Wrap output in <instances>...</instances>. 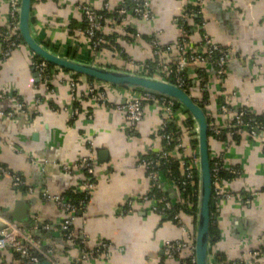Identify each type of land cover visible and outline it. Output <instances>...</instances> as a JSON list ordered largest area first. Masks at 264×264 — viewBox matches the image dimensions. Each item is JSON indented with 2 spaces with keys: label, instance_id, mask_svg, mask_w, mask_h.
Masks as SVG:
<instances>
[{
  "label": "crops",
  "instance_id": "crops-1",
  "mask_svg": "<svg viewBox=\"0 0 264 264\" xmlns=\"http://www.w3.org/2000/svg\"><path fill=\"white\" fill-rule=\"evenodd\" d=\"M199 2L149 0V17H127L128 28L133 27L139 35L125 33L111 16L102 31L115 35L125 56L107 47L94 55L103 66L116 63V69L133 71L146 62L156 64L160 60L158 47L159 71L168 72L181 57L180 21L186 14V24L193 27L186 35L190 50L203 51V37L207 35L229 51L224 75L219 76L212 64H198L190 66L189 77L197 86V95H207L211 129H223L220 136L212 130L211 155L220 157L227 168L239 171L226 172L223 180V188L232 197L213 198L212 228H216L218 236L212 242L211 232V257L233 264H253L252 251L264 248V132L252 134L249 126L228 125L240 112L264 115V0ZM131 4L132 0H33L32 32L51 51L57 47L58 54L68 57L67 53L77 50L78 54L88 55L89 38L82 28L73 30L75 24L85 20L83 6L90 5L95 11L107 6L110 13L116 14L119 8ZM9 10V1L0 0V29L7 24ZM194 15H199L200 24L194 21ZM1 51L0 42V107L12 110L23 103L25 111L13 118H0V164L20 174L26 184L18 187L10 176L0 175V215L53 244L67 264H188L186 250L179 258H169L166 252L168 241L185 237L182 225L152 211L150 202L140 198L130 212L126 208L129 198L144 197L153 190L149 169L141 163L165 148L163 107L145 101L143 119L132 126L125 112L116 107L128 96L124 87H102L108 102L101 104L88 94L89 77L75 78L62 68L45 82L29 47L16 49L6 59ZM73 79L80 98L77 115L72 114ZM59 105L71 109L56 111L54 107ZM91 151L97 154V167L93 175H88L75 166ZM166 181L165 195L174 202L181 201L180 189L173 181ZM89 182L94 184L92 189L87 188ZM76 190L86 196L85 207L77 213L74 224L78 241L82 237L85 241L67 246L61 229L65 211L43 193L67 196ZM181 217L195 234L198 216L181 213ZM2 226L0 220V229ZM101 241L110 244L106 257L84 255ZM0 264H26V259L12 249H0Z\"/></svg>",
  "mask_w": 264,
  "mask_h": 264
},
{
  "label": "built area",
  "instance_id": "built-area-1",
  "mask_svg": "<svg viewBox=\"0 0 264 264\" xmlns=\"http://www.w3.org/2000/svg\"><path fill=\"white\" fill-rule=\"evenodd\" d=\"M10 4V10L8 15V21L4 29H0V42L2 44L1 56L3 58L10 57L13 52L21 47L27 46L24 42L20 27H19V17H20V7L22 0H8ZM202 0H200L201 2ZM132 6L125 7L122 6L116 11V19H119V24L123 31L127 34L128 31V21L127 17L129 14L142 15L144 17H149L151 12L149 10V0H132ZM199 2V3H200ZM108 7L105 6L104 10H107ZM102 10V11H104ZM83 11L85 13V18L87 20V27L82 29V32L89 38L90 40V48L95 53L100 52V50L106 48L109 44H111V39H108L106 34L98 35L99 31H102L104 25L103 14L101 11H95L90 5H84ZM187 14L182 17L180 24L183 33V38L179 42V48L181 51V57L177 60L175 68L171 69L170 72L174 73L176 84L183 87L186 84V80L183 77V72L190 64H212L215 66L217 70V74L219 76L224 75L225 68L229 56V51L217 43H214L211 38L207 35L203 37L204 50L198 51H189V40L187 38V30L185 29V25L187 23ZM115 19V18H114ZM103 32V31H102ZM135 35H139L134 33ZM154 45H158L156 39H153ZM28 47V46H27ZM157 47L156 54L159 55L160 60L156 62V64L151 63H143L141 68L138 66L137 69H134V72H138L141 74H145L144 71L155 72L159 71L161 68V51ZM35 55V52H33ZM41 79L45 82H48L52 75L55 73V70L62 69L59 66L50 67L48 61L43 60L36 65ZM137 70V71H136ZM147 75V74H146ZM113 84L98 81L92 79L89 85L88 94L92 97L96 102L101 104H106L108 102L107 92L102 87L104 86H112ZM71 86L73 89V101L75 103L74 108H72V114L77 115L80 112L78 105L76 103L79 102L80 98L78 94L75 92L77 89V81L74 79L71 82ZM126 89L128 96L126 97L124 103L118 104L116 107L119 110L125 112L126 118L129 120L132 126L137 125L144 117L145 113V100H150L159 104L163 107L164 112V123L165 125L174 118L175 115V100L172 98H168L165 96H159L155 93L151 92H138L137 90H133L131 88ZM56 111L61 110H70L71 107L67 105H59L58 107H54ZM225 111H229L228 107L223 106ZM25 106L23 103H19L16 109L12 110H4L0 107V118L2 117H15L17 114L24 112ZM245 113L240 112L235 116V120L228 125V127L233 128L236 126H249L250 132L252 134H257L259 131L264 132V124L262 122H255L254 124H250L248 121L244 119ZM212 130L215 135L220 136L222 134L221 126H213ZM194 132L196 134V145L187 151L186 146L184 145L183 139L181 136L173 137L171 133L163 134L164 139L167 141V144H171L173 141L175 142L174 150L168 151L165 148L161 150L156 157L146 158L142 161L141 165L149 169V177L153 183L152 191H165L164 188V180L168 176V174L160 172L157 167H159L163 163H167L174 159V152L179 151V149H183L187 151L186 155L181 158V163L183 166V171L185 174V180H183L180 184L176 181L173 183L180 189L185 190V187L189 183H193L196 178V172H199V180H200V154H199V144H198V126L196 124L194 128ZM77 169L82 170L88 175H93L95 173L97 167V154L95 151H91L89 154L84 155L75 166ZM65 169L70 171L71 167L65 166ZM213 170V198L214 199H230L232 194L223 188V180L224 177L223 172H228L230 174H238V170L233 168H227L223 160L219 157L216 158L214 163L212 164ZM169 173L170 170H168ZM0 175L10 176L13 180L14 185L18 187H24L26 182L24 178L4 165L0 164ZM94 184L92 182L87 183V188L92 189ZM28 191H33V188H29ZM43 196L46 199L53 200L56 204H58L64 211L65 217L61 223V229L64 232V235L69 241L78 240V236L74 224L75 219L77 217V213L84 209L85 206L77 205L73 203L67 196L65 195H54L51 196L49 193H43ZM138 198L143 199L145 202H150L151 210L157 212L161 215H167L166 212L173 208V201L167 195L161 193L157 198L151 197L150 193L145 195L144 197H131L127 200V211H131L133 205L138 201ZM0 220L3 222V226L0 229V249H12L14 252L21 253L26 259V264H36L42 259L48 260L51 264H67L64 263L61 258L55 252L53 244L44 242L40 238H38L32 230H27L21 227L18 223L14 222L11 219L4 218L0 215ZM173 220L183 226V230L186 233L185 237L182 240L178 241H168L166 243V252L169 258L181 257L185 250L188 253L189 263L188 264H196V251H195V234H191L188 230L187 226L184 225V222L181 217V213H176L173 216ZM45 229H49V225L44 226ZM85 239L82 237L80 241L77 243H84ZM110 249V244L107 241H101L97 247L91 251L85 252L86 257L99 259L102 257H106L108 255V251ZM253 264H264V249L259 248L252 251ZM210 264H233L227 260H215L214 258H210Z\"/></svg>",
  "mask_w": 264,
  "mask_h": 264
},
{
  "label": "water",
  "instance_id": "water-1",
  "mask_svg": "<svg viewBox=\"0 0 264 264\" xmlns=\"http://www.w3.org/2000/svg\"><path fill=\"white\" fill-rule=\"evenodd\" d=\"M32 5L33 0L21 1L19 27L24 42L36 55L63 69L98 81L172 98L186 107L194 116L198 126L200 154L198 224L195 233L196 264H210L213 170L209 146L210 121L204 108L185 88L171 81L134 71L110 68L97 63L83 62L51 51L38 42L32 32ZM36 264H51V262L42 259Z\"/></svg>",
  "mask_w": 264,
  "mask_h": 264
},
{
  "label": "trees",
  "instance_id": "trees-1",
  "mask_svg": "<svg viewBox=\"0 0 264 264\" xmlns=\"http://www.w3.org/2000/svg\"><path fill=\"white\" fill-rule=\"evenodd\" d=\"M132 4H133V2H132ZM132 4H131V6H132ZM101 12L104 16L103 21H102L103 25L106 24V21H107L106 19L110 18L111 16L116 19L115 13L112 14L108 10H104ZM193 19L195 22H197V24L198 23L200 24L199 15H194ZM116 21L119 22V19L118 20L116 19ZM87 24L88 23H87V20L85 18V20L81 24H75L73 27V30H76L77 27H80L82 29L86 28L88 26ZM185 29L190 33V31L193 29V27H190L189 24L188 25L186 24ZM128 31L130 33H135L136 29H134L133 27H130V29H128ZM97 34L103 35L104 32L99 31ZM106 37L108 39L112 40L111 44H109L106 49L112 50L115 52H119L121 56H125L124 52L121 53L122 46L119 45V43H116V41H115L116 40L114 38L115 35L114 36H108L107 35ZM189 51H192V50H190V47H189ZM53 52L58 53L57 47L53 48ZM94 54H95V52L93 51V49L91 50V48H90L88 55L87 54L86 55L78 54L77 50H76V53H75V51H72V53L71 52L67 53V56L74 58V59H77L79 61H83V62H92V63L104 65L103 62L101 63L100 61H98L96 59V56ZM33 58L35 60L36 65L44 60L43 58H41L40 56H38L36 54L33 55ZM48 63H49L50 67H56L57 66V65L52 64L50 62H48ZM118 65L119 64H116V63L105 64V66L110 67V68H118ZM196 65L197 64L188 65V67L182 73L183 77L186 80V84L183 86V88H185L195 98V100L204 108V110L207 111V105H206L207 104V95H206V93H203V95H197V86L196 87L194 86L193 79H190V77H189L190 66L195 67ZM172 67L175 68V65H173ZM64 70H66L67 72H71L75 78H79L80 76H83L82 74H79V73H76L73 71H69L67 69H64ZM144 72H145V74L150 75V76H154V77H160L161 78V76H162L165 80L176 83V79H175L173 72L172 73L170 71H168L170 73H168L166 71L165 72H163V71L162 72L161 71H155V72L144 71ZM89 79L92 80V78H89ZM201 86L204 88V86H205L204 83H201ZM159 96H161V95H159ZM145 101L153 102L150 100H145ZM244 119L246 121H248L250 124H254L255 122H262L264 124V115H256V114L254 115L251 111H245ZM234 120H235V118L233 120H231V122ZM195 126H196V120H195L194 116L186 109V107L181 105L179 102H175L174 118L165 125V127L162 130V134L171 133L173 135V137L181 136L183 139L184 145L188 147V148L186 147L187 151H188L196 145V138H195L196 134L194 132ZM240 127H243V126L241 125ZM212 137H213V132H212V129L210 127V129H209V140ZM174 147H175L174 141L171 144H167V141L165 140V149L166 150L172 151V150H174ZM187 151H184L183 149H179V151L176 152L177 155L175 154L174 159H172L171 161H169L167 163L165 162V163L161 164L159 167H157V169L160 172L162 171V173L168 174V176L166 177V180H167L166 184H168L171 181H176V183L178 182L180 184L183 180H185V174H184L183 166H182V163L180 160H181V158H183L186 155ZM211 160H212V164H213L214 161L216 160V157L211 155ZM168 170H170L171 173H169ZM221 175H223V177H226L227 173L223 172V174H221ZM161 193L165 194L164 191L159 192V191L155 190V191H151L150 195L153 198H157L159 195H161ZM180 193H181L182 200L178 201V202L173 201V208L171 210H168L166 212L167 215H164V217L173 220V216L176 213H183V214H187V215L192 216V217H197L198 203H199V172L198 171L196 172V178L193 181V183L187 184L185 187V190H180ZM67 197L73 203H75L77 205L85 206V204H86V196H85V192H83V191L76 190V193H74V192L70 193L69 195H67ZM214 210H215V201H214V199H212V211H214ZM194 220H195V218H194ZM211 232H212V236H213V239H212V242H213L215 237L218 236V232H217L215 227L212 228ZM76 241L78 242V240H76ZM76 241L71 242L64 235V242L67 246L68 245H78V243ZM262 249H264V248H262ZM15 255L21 256V253L15 252Z\"/></svg>",
  "mask_w": 264,
  "mask_h": 264
}]
</instances>
